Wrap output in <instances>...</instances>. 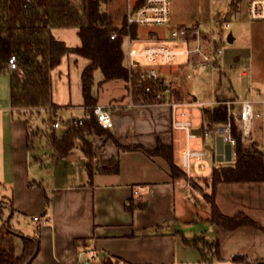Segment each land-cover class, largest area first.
Returning a JSON list of instances; mask_svg holds the SVG:
<instances>
[{
	"label": "crops",
	"instance_id": "1",
	"mask_svg": "<svg viewBox=\"0 0 264 264\" xmlns=\"http://www.w3.org/2000/svg\"><path fill=\"white\" fill-rule=\"evenodd\" d=\"M66 30L51 28V34L67 46L77 47L70 46L71 34ZM94 75L91 95L97 100L96 105L106 106L111 113L110 130L119 143L141 144L148 149H154L158 142L170 145L175 164L183 169L181 156L198 134L188 136L186 129L172 126L173 117L189 120L191 132L201 129L204 110L200 123L194 127L190 110L193 105L180 87L177 92L182 97L175 101L173 110L166 103L129 107L124 84L118 80L100 84L102 74L97 80ZM53 97L51 86L53 103L60 107ZM222 99L220 96L218 101ZM0 123V191L9 190V196L2 198L12 204V227L21 234L39 238V252L31 264H84L88 260V264H103L104 259L107 264H237L232 262L234 255H242L248 261L264 260V182L217 185L215 201L223 215L243 213L261 228L241 227L219 233L209 221V212L204 218L197 213L199 195L189 184V178L209 176L217 163L210 168L205 161L192 159L190 169H183L187 177L175 180L161 157L148 158L136 150L118 151L108 141L94 139L93 153L97 157L105 160L118 156L117 174L96 172L90 180L84 165L83 170L76 171L81 157L84 158L81 152L73 151L68 154L70 158H61L54 148L50 157L34 159L38 166L32 172V151L26 147L29 123L12 115L11 108L6 112L0 110ZM60 128L65 132L63 124ZM49 159L52 166L47 168L43 160ZM198 163L203 165L202 170L197 168ZM44 172L49 176L46 183ZM129 202L146 206L128 212L124 206ZM200 235L209 240L219 238L220 259L204 262L195 248L183 244L184 238Z\"/></svg>",
	"mask_w": 264,
	"mask_h": 264
},
{
	"label": "trees",
	"instance_id": "2",
	"mask_svg": "<svg viewBox=\"0 0 264 264\" xmlns=\"http://www.w3.org/2000/svg\"><path fill=\"white\" fill-rule=\"evenodd\" d=\"M102 0H0V73H9L10 108L11 114L19 116L33 112L35 108L57 109L51 98L50 71L55 68L62 56L68 53L84 57L88 60L82 70L80 81L83 106L88 109L96 106L97 100L91 95L93 75L98 69L102 74L100 84L111 81H123L127 84L129 72L125 65L123 37L129 32L132 36L138 35L136 26H127L126 15L118 25L114 17L101 9ZM73 27L81 40L77 47H69L51 34V28ZM116 32L117 38L111 40V33ZM211 43L221 46L219 41L212 39ZM15 55L17 59L16 71L6 67L7 59ZM163 82L157 81L155 88H163ZM174 98L180 100V92L170 90ZM142 95V101L153 103L150 96ZM135 101L139 100L137 97ZM213 122L226 121V109L222 105L213 106L204 110ZM54 119L51 118V129ZM28 122V121H27ZM254 124V123H253ZM65 132L58 136L52 129L45 135L46 144L53 147L59 157L65 158L74 147L75 140L81 144V151L85 158L84 168L91 180L96 172L117 174L119 170L118 156L101 161L96 167L92 164L94 158L93 145L88 137L95 138L102 135L113 144L118 151H140L146 157H161L166 160L169 174L172 179L186 178L184 170L179 168L173 159L172 146L157 144L154 149H148L141 144L125 146L110 129L98 125L95 118L84 120L82 125H76L67 120L63 122ZM255 125V124H254ZM26 147L33 151L36 131L26 127ZM257 132V131H256ZM232 135L236 144L234 147V161L228 165L222 164L211 169L210 176L189 178L193 190L200 191L202 198L210 207L209 221L215 225L219 233H228L241 227H252L260 230L257 222L243 213H236L231 217L223 215L216 205V187L219 183H247L264 182V150L261 141L253 137L250 142H244L233 125ZM254 136V135H253ZM38 158L37 156L34 158ZM146 206L145 203L129 202L124 208L128 212ZM14 210L10 201L0 203V217L4 216L2 209ZM21 233L8 223L0 226V264H31L39 252L38 236H21ZM21 240L22 251L15 254L14 238ZM183 244L195 248L201 255V260L211 263L220 259L219 238L209 240L203 235L194 238H184ZM232 262L237 264H264V260L248 261L242 255H234ZM103 264L108 260L104 259Z\"/></svg>",
	"mask_w": 264,
	"mask_h": 264
},
{
	"label": "rangeland",
	"instance_id": "3",
	"mask_svg": "<svg viewBox=\"0 0 264 264\" xmlns=\"http://www.w3.org/2000/svg\"><path fill=\"white\" fill-rule=\"evenodd\" d=\"M127 7V0H102L101 9L110 13L114 17L116 24H120L123 20V14ZM170 14L171 24L168 26L161 27H145L139 28L138 31L141 36L145 37L148 31L156 33L154 42L164 44L166 46L181 49L183 44L180 41H173L170 39V32L172 28L177 26H193L200 25L203 30V40L212 41L215 39L219 41L223 48V71L210 73L208 69L204 67L193 68L190 65L181 64L184 61L182 56H178L177 59L171 61L170 64L162 67L161 76L165 78V84L169 88L166 96L163 97L162 101H176L171 89L177 91L178 87L187 94L193 105L190 110L192 111V121L194 127L200 123L201 111L210 109L213 106L212 102L220 100L228 101L234 97V107L237 106V102L247 100H256L261 96H264V23L251 21L247 11V0H170ZM230 15V19L227 20V15ZM215 16H218V20H215ZM228 21L230 23L229 29H224L223 25ZM66 31L70 33L69 42L70 46H79L81 40L77 33V29L73 27H66ZM231 35L232 42H227V36ZM147 43H137L135 47L143 48ZM212 44V43H211ZM213 45V44H212ZM124 50H127V46L124 42ZM143 63L142 60H140ZM88 60L84 57H78L75 54L68 53L62 60L60 66L53 68L50 71V79L52 82V92L54 95V101L60 105L57 109L49 108H35L33 112H27L16 116V118L26 119L30 125L32 131H36V139L33 143L34 150L31 152V171L37 170L38 163L34 161V158L40 157L44 159L46 156L50 157L53 153V147L46 144L45 135L52 132V129L56 131L58 135L63 134L62 128L51 129V118L54 119L56 114H60V124L69 117H83V111L81 106L83 105V97L81 96V81L80 76L82 70L87 66ZM243 70H247L249 73L242 76ZM189 74L190 78H186ZM101 77L100 70L96 71L94 78L97 80ZM120 84H124L125 94L129 96V85L123 81H118ZM10 83L9 73H0V110L6 112L10 108ZM195 100V101H194ZM154 102V100H152ZM71 107V110H69ZM205 123L210 125L212 123L208 114L203 111ZM2 114V113H1ZM67 119V120H68ZM66 120V121H67ZM54 122V121H53ZM204 123V124H205ZM254 129L252 138L255 137L261 141L264 146V117L261 119H254ZM211 126V125H210ZM203 123H201V129H203ZM5 129V125H4ZM194 129V128H193ZM3 130V126L0 123V131ZM257 131V132H256ZM101 137V138H100ZM88 139L92 141L94 139H103L111 143L106 136ZM196 141L190 143L189 150H206L205 146L210 145L212 148L215 147L216 141L214 137L209 135L202 136L198 134L194 136ZM195 142L197 145H195ZM81 143L75 140L74 147L70 152L76 151L81 152ZM103 142H101V145ZM186 149V147H185ZM207 151V156L201 159L205 161L210 168L214 166L217 161V157L213 151ZM83 154V153H82ZM94 167L101 163L102 158L97 157L94 154V158L91 160ZM196 162V161H195ZM198 162V161H197ZM47 168L52 166L51 160H43ZM231 162H223V166L228 165ZM84 165V158L81 157L80 162L77 164L76 171H79ZM61 168L63 166L60 164ZM208 172V171H207ZM44 172L42 176L47 182L48 175ZM208 174V173H207ZM210 176V175H209ZM204 176V177H209ZM198 214L203 218L206 213L209 212V206L202 198L201 192L198 190ZM9 196V190L0 191V203L3 200L2 195ZM4 216L0 217V226L2 223H8L13 226V215L10 219L9 210L2 209ZM12 214V213H11ZM204 227H206L204 225ZM19 231V229H17ZM203 232V231H200ZM198 232V233H200ZM26 236L25 234H20ZM208 239V238H207ZM15 253L20 255L22 251L21 240L18 236L14 238Z\"/></svg>",
	"mask_w": 264,
	"mask_h": 264
},
{
	"label": "built area",
	"instance_id": "4",
	"mask_svg": "<svg viewBox=\"0 0 264 264\" xmlns=\"http://www.w3.org/2000/svg\"><path fill=\"white\" fill-rule=\"evenodd\" d=\"M247 11L251 21L264 23V0H247ZM127 26H136L139 28L145 27H161L171 24L170 14V0H127V7L125 11ZM230 23L226 21L223 28L229 29ZM206 34L200 28V25L193 26H177L171 29L170 39L173 41H180L183 44V48L175 49L164 44L154 42L156 33L148 31L146 36L143 37L138 32L137 36H132L129 32L123 37V44L125 42L128 47L124 53L123 64L129 72L128 85H129V107L136 104H164L173 108L176 106L175 101H162L163 97H167L169 88L167 84L163 88H155L157 81H161L162 67L171 63V61L182 56L184 58L183 65H190L194 69L197 67H204L209 70L210 73L223 71V48L221 46L215 47L211 44V41L203 40V35ZM117 38V33L113 31L110 35V39ZM137 43H147L143 48L135 47ZM143 61V63L140 62ZM6 67L10 71L18 70L17 59L15 55H11L7 59ZM249 72L243 70L242 76L247 75ZM186 78H190L187 74ZM165 78H163L164 80ZM163 80L161 82H163ZM150 96L153 103H145L142 101V95ZM137 97V101L134 98ZM169 98V97H167ZM234 100L228 101H216L212 104L222 105L226 109V121L225 122H213L207 125L203 122L204 128L201 129L202 136H211L216 138L219 136L223 144H230L231 157L234 161V147L236 144L235 138L232 135L233 125L236 126L237 133L241 136L244 142L252 141L254 119H261L264 117V96H261L256 100H247L237 102V106L234 107ZM83 118H71V122L76 125H82L84 120H90L95 118L98 125L104 129H112L113 121L111 113L108 108L103 105H96L92 109L85 108ZM183 115V114H182ZM61 118L60 114L54 116V122L52 127L54 129L60 128ZM205 123V124H204ZM172 126L178 129H186L188 136H192L190 129H192L189 120H176L173 117ZM264 140V135L262 136ZM264 150V146H263ZM207 156L206 150L192 151L186 150L182 158V167L188 171L190 169V161L192 159H203ZM230 161V162H231ZM224 162V161H223ZM223 162L216 161L218 165ZM197 168L203 169V165L198 163ZM138 193V191H134ZM37 220V218H34ZM89 260L84 264H88Z\"/></svg>",
	"mask_w": 264,
	"mask_h": 264
},
{
	"label": "water",
	"instance_id": "5",
	"mask_svg": "<svg viewBox=\"0 0 264 264\" xmlns=\"http://www.w3.org/2000/svg\"><path fill=\"white\" fill-rule=\"evenodd\" d=\"M219 18L218 16H215V20L217 21ZM230 19V15L228 14L227 15V20ZM233 38L231 35H228L227 36V42H232ZM159 79L162 81L163 78L159 77ZM201 132V129L197 128V130H192L191 133L194 134V135H197V134H200ZM215 141H216V144H215V147L212 148L210 145L206 146V149L208 151H213L215 152V155L217 157V160L220 161V162H230L232 160V157H231V147H230V144H223V141H221V138L219 136H217L215 138ZM71 156H68V158H70ZM9 212H10V209H8ZM11 215V212L9 214V216ZM98 258L101 259L100 256H98Z\"/></svg>",
	"mask_w": 264,
	"mask_h": 264
}]
</instances>
